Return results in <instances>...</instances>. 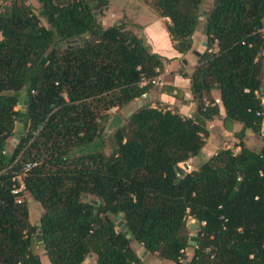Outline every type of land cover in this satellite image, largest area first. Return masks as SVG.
Instances as JSON below:
<instances>
[{"label":"trees","instance_id":"16d2710c","mask_svg":"<svg viewBox=\"0 0 264 264\" xmlns=\"http://www.w3.org/2000/svg\"><path fill=\"white\" fill-rule=\"evenodd\" d=\"M37 1V11L26 0L0 8V264H41L35 238L51 264H84L90 255L93 264H142L146 253L180 264L189 247L187 264H264V138L259 148L245 143L246 129L261 135L264 117V0H212L208 11L203 0L151 3L169 19L180 53L204 17L205 48L184 74L191 116L138 104L168 59L136 24L103 25L109 0ZM215 90L224 125H241L238 150L221 147L183 171L178 164L199 155L220 115ZM134 101L108 135L111 115L98 120L97 107ZM17 120L23 129L8 151ZM23 190L43 208L39 224Z\"/></svg>","mask_w":264,"mask_h":264},{"label":"crops","instance_id":"0c3cea01","mask_svg":"<svg viewBox=\"0 0 264 264\" xmlns=\"http://www.w3.org/2000/svg\"><path fill=\"white\" fill-rule=\"evenodd\" d=\"M143 1L145 2V0ZM145 3L151 6L155 15L151 14L141 22L140 27L142 28V32H140L144 35L145 41L149 44L152 51L162 55L164 58L168 59V61L164 65V69L158 74L160 76L158 82L153 83L149 92L146 95H142V97L136 101L138 104H141L142 100L150 101L152 106L167 107L179 111L182 115L191 116L196 109V103L193 101L190 79L184 74H189L197 64V56L205 48L204 42L206 36L202 27L197 26L192 34L191 49L186 53L178 52L174 48L166 28V23L169 19L161 16L160 12L150 1H146ZM127 18L129 22L134 23L129 17ZM193 50L198 54H195ZM212 95L214 99H219V92L217 90L213 91ZM218 104L220 106V115L208 122V132L210 134V137H208V157L220 148H218V146H221L223 139L220 141L218 138L227 136L234 145V142L237 141L234 132L241 127L237 122H227L224 125L222 118L225 116V111L221 105L220 99ZM262 132H264V117L262 120ZM245 135V143L248 146L259 148L263 144V140H261V138L258 140L256 135L249 129H246ZM211 137H213V139H211ZM253 139L256 143H254ZM259 142L260 144H257ZM227 146L228 145H223L222 147L225 148ZM234 148H236L235 151L238 150V146ZM195 157V159L193 157L195 161L199 160L198 156ZM199 161L201 162L203 160ZM194 168H196V166H194ZM92 260L94 261L93 256Z\"/></svg>","mask_w":264,"mask_h":264},{"label":"rangeland","instance_id":"374dc122","mask_svg":"<svg viewBox=\"0 0 264 264\" xmlns=\"http://www.w3.org/2000/svg\"><path fill=\"white\" fill-rule=\"evenodd\" d=\"M146 1H150V3L153 4V0H145V2ZM10 2H11V0H0V8L8 5ZM26 2L31 4L35 11H37L39 9V2L37 0H26ZM145 2L143 0H109V4H108L107 8H105L103 11H101L100 20L103 23V25H105V26L109 25L110 23L116 22V21H123L124 23L128 24L129 19L127 17H129L132 21H134V23L138 27H140L141 22H143L146 19V17H148L151 14L155 15L151 6ZM211 6H212V0H203L201 8L203 10L208 11L211 8ZM96 13H98V12L96 11ZM125 13H127V14H125ZM126 15H128V16H126ZM135 18H136V20H135ZM41 23L45 26H48L46 21L42 18H41ZM198 25L203 27L204 17L200 18ZM138 30L142 32L141 27H140V29L138 28ZM60 46L63 47V44L60 43ZM262 54H263V65H264V49L262 50ZM262 79H263L262 84H263V88H264V73L262 75ZM262 94H263L262 95V101L264 102V91L263 90H262ZM136 105L137 104L134 101L130 105L123 107L120 110H117V107H110L109 109H106L102 105V107H97L98 108V110H97L98 111V120H100L99 116L102 115L103 113H108L111 115V117L115 113H118L124 119V117L127 115V113L130 110L136 108ZM20 107H21L20 104L16 105V109H19ZM22 129H23L22 123L18 120L15 121L14 133H12L6 140V144H5L6 150H8V151L13 150L14 143L19 140ZM110 134H111V132L108 133V135H110ZM208 137H210V134L205 137L204 147L202 148V150L200 151V153L198 155L199 160H205L206 158H208V141H209ZM215 137L217 138L216 135H215ZM256 138L258 140L260 138H261V140H263L264 132L261 131V137L256 136ZM211 139H213V137H211ZM218 139L220 141L223 139V141L221 142V146L219 145L218 148L219 147L221 148L223 145H228L233 150L236 149V148H234V145L232 144L231 139L228 138L227 136H225L223 138H218ZM253 141H254V139H253ZM112 142L113 141H112L111 137L106 138V142H105L106 143V146H105L106 153L110 152ZM222 143H223V145H222ZM254 143H256V142L254 141ZM257 144H260V142ZM199 160L195 161L194 159H190V160H187L185 162L179 163L178 166L183 171H189V170L193 169L194 166L198 165V163L200 162ZM185 163L188 166H184ZM22 196L25 199L27 206H28V213H29L30 222L32 224H39V219H40V216L43 212V208H42L41 204L38 201H36L35 199H33V197L25 190H23ZM186 223H187V226L189 229V234L194 235L195 232L197 231V228H196L197 221L195 219L187 217ZM192 225L195 226V229H191ZM131 243L134 246V248L136 249L137 254H140L142 251V247L137 246L136 242L133 240ZM32 249L35 253H37L39 255L40 260H41V264H51L48 256L45 254V251H44L43 246H42V242H41V240H39V238L34 239ZM186 254H187L186 258H183L181 260L180 264H187L191 254H192V248L191 247L187 248ZM141 260H142V264H176L172 261L161 259L156 253H153V254L152 253H148V254L146 253L144 256H141ZM84 264H93V260H92L91 255L86 258Z\"/></svg>","mask_w":264,"mask_h":264},{"label":"water","instance_id":"95a60500","mask_svg":"<svg viewBox=\"0 0 264 264\" xmlns=\"http://www.w3.org/2000/svg\"><path fill=\"white\" fill-rule=\"evenodd\" d=\"M95 13H96V11H95ZM204 44L206 45V42H204ZM193 52H194L195 54H198L195 50H193ZM262 90L264 91V88H262ZM122 121H123L122 116H121L120 114H118V113H115V114L109 119L108 123L106 124L105 131H106L107 133L112 132L114 129H116L117 127H119V126L122 124ZM195 158H196V157H194V159H195ZM184 166H188V165L185 163ZM82 197H83V198H86V195L84 194V195H82ZM121 222H122V221H119L118 224H121ZM124 228H125V225L123 224V225H122V229H124ZM191 229H195V226L192 225V226H191ZM196 234H197V232H195L194 235H196ZM188 242H189V244H191V245H195V243H196L194 240H189Z\"/></svg>","mask_w":264,"mask_h":264},{"label":"built area","instance_id":"2783aa9c","mask_svg":"<svg viewBox=\"0 0 264 264\" xmlns=\"http://www.w3.org/2000/svg\"><path fill=\"white\" fill-rule=\"evenodd\" d=\"M159 78H160V76L157 74V75L151 77V78H150V81H151L152 83H157L158 80H159ZM143 95H145V94H143ZM215 102H219V99H215Z\"/></svg>","mask_w":264,"mask_h":264}]
</instances>
